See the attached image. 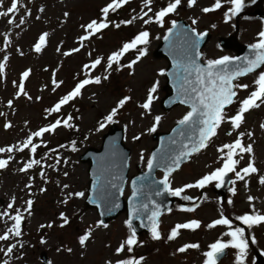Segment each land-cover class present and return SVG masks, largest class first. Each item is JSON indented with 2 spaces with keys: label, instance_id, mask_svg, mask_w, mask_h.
Listing matches in <instances>:
<instances>
[{
  "label": "rangeland",
  "instance_id": "374dc122",
  "mask_svg": "<svg viewBox=\"0 0 264 264\" xmlns=\"http://www.w3.org/2000/svg\"><path fill=\"white\" fill-rule=\"evenodd\" d=\"M212 1L196 0L193 7L188 5V0H181L177 10L166 16L161 26L155 22L154 13L163 4L174 0H152V13L148 11L145 0H129L123 12L111 17L117 20L116 23L107 22V28L90 35L89 39L83 42L81 37L89 34L85 26L94 20L98 23L105 21L99 12L113 0H19L18 11L0 17V64L4 65L3 71L0 72V113L3 114L0 115V148H19L32 133L56 121L53 119L55 116L49 117L47 110L74 89V84L79 82L77 78L87 65V57H99L104 62L100 69L95 71V75H110L108 80L102 78L99 84L86 85L79 97L56 112H69L74 126L62 128L60 125L54 132L37 137L39 142L48 143L44 149H37L33 155L26 151L30 150L31 146L23 151L0 153V159L9 160L8 165L0 169V213L7 211L9 216H13L15 214L10 210H19L26 215L24 223L21 222V236L14 241L12 237L0 241V264L5 261L7 264H41L38 257L40 252L47 255L50 264H110L117 259L114 257V248L118 243L117 237L124 234V215L122 213L117 216L106 229L97 226L98 216L95 210L88 209L83 204L84 197L76 195L87 189L88 182V165L79 160L80 155L84 154L88 147L99 148L102 136L115 122L118 127L123 128L124 143L131 150L130 175L136 173V164L140 165V170H144L150 150L156 143L151 140L153 132L149 129L155 125V132H167L187 112V108L180 106L167 111L160 109L159 101L165 94L162 91L165 76L160 73L167 64L164 60L155 59L152 53L170 20L179 17L189 21L195 16L200 19L199 28L208 29L210 22L221 19L225 11H211L208 15L201 11L202 7L206 8V4ZM11 2L12 0H2L0 11H6ZM144 12L148 15L143 19H133L143 16ZM149 18L153 22L145 24L144 20ZM9 19L14 23L10 24ZM21 19L24 21L22 24ZM129 20L133 22L122 23ZM116 24L120 26L116 27ZM241 25L243 33L250 36L247 24ZM233 29V22L227 26L219 25V29L204 43L206 50L202 56L203 60H214L213 57L218 55L216 47L211 46L217 39L216 35L222 33L225 37ZM142 31L149 32L150 42L145 50L146 54L137 60L139 55L133 51L122 56L120 65L108 68V56L119 51L123 42L131 41ZM44 33L48 34L45 45L40 52H36L35 45ZM227 37L226 40L235 41V44L230 43L232 46L228 48L233 50V53L238 46L245 45L233 34ZM248 39L247 37L245 40ZM225 45L219 43L221 48ZM77 48L80 49L78 52L73 51ZM133 61L136 63L132 68H128L127 65ZM25 71H29L30 75L23 80L24 93H20L19 85ZM248 82L249 78L238 82L248 87L237 89L234 104L226 109L227 116H234L240 103L249 96L252 88ZM154 85H157V91L153 93L155 99L150 112H146L140 105L146 101L149 90ZM125 97L130 99L120 108L119 101ZM114 108L118 109L117 115L113 117V122L109 123L106 117ZM156 116L161 117L159 124H155ZM101 124L105 125L102 129ZM262 124L264 104L245 113L244 122L239 129L233 130L230 122L225 121L217 129V135L211 139L208 146L192 156L187 164L170 177L173 189L195 184L203 176L222 167L224 154L218 149L224 144L234 143L240 138L245 147L249 144L252 146V153H240L235 157L238 160L237 171L247 167L249 163H252L257 171L246 176L244 180H238L235 173H232L233 181L237 182L234 184L232 181L227 196L221 201L212 191V187L217 183L215 181L202 189L186 188L180 196L181 202L160 218L159 231L160 234L163 233V238L149 241V236L146 235L144 245L141 242V245L135 247L134 255H139L140 264H204V253L210 250L211 244L218 240L230 239L224 235L229 231L226 225L208 227L222 215L232 221L233 227L245 228L249 250L244 264H258L254 258L257 251L264 254V224L249 229L236 220V217L257 213L264 215V184L260 183L261 178H264ZM70 140L76 142L73 147L75 150L67 147L66 144L72 142ZM63 143L64 146L61 147ZM58 145L62 148L57 156L59 159L53 152ZM33 159L39 160L40 164L27 171H20ZM127 194L128 190L125 191V196ZM184 196L191 199L185 200ZM29 200L33 202L30 210L27 204ZM229 200L231 203H228ZM9 204H12V208H8ZM191 207H195V211L181 210ZM61 214L69 220L67 225L60 229L57 225L64 221ZM9 216L0 219V235H4L14 224ZM192 220L199 221L200 227L194 230L181 229L175 239H168L177 224ZM48 223H51L52 227L46 226L43 232L49 241L41 245L37 241L38 226ZM85 235L89 238L81 245L79 240ZM253 237L255 243L252 242ZM36 242L40 247L36 246ZM188 244H197L199 247L188 248L184 252L178 251ZM12 245H15L12 252L7 253L8 247ZM237 254L238 250L226 249V255L219 264H237Z\"/></svg>",
  "mask_w": 264,
  "mask_h": 264
},
{
  "label": "snow or ice",
  "instance_id": "6c2138e0",
  "mask_svg": "<svg viewBox=\"0 0 264 264\" xmlns=\"http://www.w3.org/2000/svg\"><path fill=\"white\" fill-rule=\"evenodd\" d=\"M129 0H113L107 7L102 9L105 17V21L107 19L109 11H115L120 8L123 4L128 3ZM228 3L232 5L230 8L231 16L237 15L244 7V0H227ZM18 3L19 0H12L11 6L7 8L6 11H0V17L8 16L10 13H15L18 11ZM152 0H145L146 6H148V11H152L150 5ZM196 3V0H188L189 6H193ZM181 4V0H174V2L169 3L166 7L154 13L155 22L161 24L164 23V18L168 16L170 13H173L177 10L178 6ZM0 5H2V0H0ZM222 7L221 0H215V4L212 7L204 8L202 11L205 13L211 12ZM148 13L144 12L143 16L133 17V19L139 18L143 19L144 16H147ZM227 16V14H226ZM227 18H231L227 16ZM97 22L92 21L88 25L85 26L86 31L89 33L81 37V42L89 39V36L100 32L102 29L107 28L109 25L107 22ZM10 24L14 23L12 19L8 21ZM133 21H123L122 23L131 24ZM153 22L151 18L144 20V23ZM20 23H24L23 19L20 20ZM193 23H196L194 20ZM119 24H116V27H119ZM177 24L175 21L172 22V28H176ZM194 40H192L189 45V49H196L198 47V42L207 35V33H197L195 29H192ZM47 33H44L39 37V42L35 45V51L40 52L45 45ZM172 35V29H169L168 35L164 37L165 40H168ZM149 43V32L142 31L140 32L131 42L125 43L123 47L113 53L108 57V68H112L113 64H119L120 59L124 56L125 53L137 49L139 45H147ZM250 48L253 50V58L243 57L234 58L229 56H223L220 59L208 60L207 67H201L200 64L197 63V59L200 57L199 51H195V56L189 54V49H185V63L177 64L178 69H182L181 72L177 74L178 80V93L183 97L180 99V103L188 104L190 106V111H188L183 118L178 122L181 126H187L191 129L196 135H188L187 139L191 142V148L189 151L182 152L180 155L172 158L173 167H168L165 175L162 180L158 181L160 185L163 186L162 191H156L155 195L160 196L163 192L170 193L172 196H181V194L185 191L186 188H204L206 185L211 184L213 181L217 182L216 187H222L225 181V177L229 175V173H235V176L238 180H244L246 176L251 173H255L257 169L254 167L252 163H249L247 167H244L242 170L237 171L238 160L235 159L237 155L240 153H252V146L249 144L246 147L242 144L240 138H237L234 143L224 144L221 148L218 149L219 152L223 153V164L222 167L217 168L212 171L210 174L203 176L200 180H198L195 184H188L184 187L173 189L170 185L169 177L173 171H175L179 165L180 160L189 156L194 152H199L201 149L206 148L213 137L217 135V129L221 126L225 121L230 122L233 130L239 129L244 122L245 113L253 108H258L261 104H264V71H261L258 75V78L254 81L257 88L252 91L250 95L245 98L241 103L238 112L234 116H227L226 108L234 103V97L237 96V91L234 89L247 88L248 85L235 84L234 81L237 80L238 77L245 76L249 73L256 71L261 65H264V31L259 33V40L257 43L250 45ZM80 49H74L73 51H79ZM68 53H66L67 55ZM146 51L141 49L139 51L140 57L144 56ZM239 61V62H238ZM136 61L129 63L127 65L128 68H132L133 64ZM101 64V59L97 58L92 62V64L86 65L85 67H91L95 69L98 65ZM4 65L0 64V72L3 71ZM164 75L163 70L160 73ZM30 75L29 71H25L22 74V81L19 85V92L24 93V85L23 80L27 79ZM107 79V77H104ZM101 82L100 77H95L94 79H84L80 81L75 88L69 92L66 96L62 97L60 101L51 109L47 110L49 113L59 112L61 107L65 104H68L70 101L79 97L82 93V89L85 88L88 84H99ZM15 83V82H14ZM157 91V85H154L150 90L146 101L140 105L146 112H150L153 101L155 97L153 93ZM31 99V97H29ZM130 97H125L124 99L119 101V107L122 108ZM11 105V102H9ZM117 108H114L112 112L106 117V120L111 123L113 122V117L117 115ZM0 115H3L0 113ZM72 117L69 116L67 120L63 121L64 126L72 127L68 123V120H71ZM161 120L160 116L155 117V124H159ZM61 125V120H56L55 123L51 124L48 127L41 128L40 130L32 133L24 142L23 145L19 148L14 149L13 147L8 148H0V153L3 152H13L14 150L23 151L24 149L29 148L31 146V152L34 154L37 151V148L40 145L33 143L34 137H43L45 133L54 132ZM11 125H6V127H10ZM105 125L101 124L100 128H104ZM264 128V124L261 125ZM151 132L156 131L155 125L149 129ZM231 135V133H228ZM181 135H185L184 132ZM243 135V134H241ZM251 135V133H249ZM134 139H139V137H134ZM175 143V141H173ZM183 147L185 149H189L188 144H184ZM73 150H75L73 148ZM225 150H227L225 152ZM239 150V152L237 151ZM11 159V157H9ZM156 160L155 154L152 159L148 160V169L149 172L153 170L157 165L154 163ZM59 163V161H57ZM9 163V160L0 159V169L5 168ZM40 164L39 160L33 159L31 162L26 163L20 171H27L31 169L34 165ZM243 173V174H241ZM67 175V173H65ZM260 183L264 184V178H261ZM67 187V185H65ZM115 187V185H113ZM234 191V189H233ZM142 192L141 188L137 187L136 181H133V193L132 200L135 201L137 196ZM122 194V189H121ZM77 196H83L84 193H76ZM185 200L191 199V197L184 196ZM252 199L251 197L249 198ZM153 204V210L147 215L148 221H150V232L151 238L153 240L161 239V234L159 231V217L161 215L160 206L155 203V201L151 202ZM228 203H231L229 200ZM28 209L30 210L33 202L29 200L27 202ZM199 205H196L198 207ZM112 207L118 208L119 204H114ZM8 208H12V204L8 205ZM112 208H109L110 212ZM149 210V205L147 203L143 204H135L133 203L132 218L128 219L125 223L127 227L131 230V235L121 243V246L117 249V252H122L127 248L129 252L132 251L134 245L137 244V235L136 230L133 227V218L139 219L142 213H147ZM183 211H195V207L191 208H183ZM171 211V209H169ZM30 214V212H29ZM9 216L7 211L0 213V219L3 217ZM64 223L67 224L68 220L66 217H63ZM11 220L14 221V224L7 229L4 235H0V241L8 240L9 234L15 237H19L21 233V222L23 220V216L17 211L16 215L9 216ZM236 220L240 221L243 225L247 226L249 229L253 226L264 224V215L262 214H245L242 216L236 217ZM217 225H226L229 228V231L224 233V235L230 237L228 241L218 240L217 242L210 245V250L205 252L204 255L206 257L204 264H218L220 257L225 253L226 249H235L238 250V254L236 256L237 264H244L245 257L249 250L248 240L245 238V228L243 227H233L232 221L223 215L221 218L215 220L212 224L208 225V227H215ZM63 227V225H61ZM107 227V224H104L103 221H100L97 225ZM48 227H52V225H48ZM200 227V222L196 220H192L188 223L177 224L171 231V234L168 236L169 240L175 239L179 234L181 229H196ZM89 236L85 235L80 238V244L84 245L85 241L88 240ZM252 242L255 243V238H252ZM15 245L8 247L7 253H11ZM199 245L197 244H188L178 249L180 252L186 251L188 248H197ZM70 251V249H69ZM6 253V254H7ZM7 264V261L4 262ZM118 264H140L139 260L136 259H127L119 261Z\"/></svg>",
  "mask_w": 264,
  "mask_h": 264
},
{
  "label": "water",
  "instance_id": "95a60500",
  "mask_svg": "<svg viewBox=\"0 0 264 264\" xmlns=\"http://www.w3.org/2000/svg\"><path fill=\"white\" fill-rule=\"evenodd\" d=\"M176 24V28H170L172 29V35L169 39L165 40L163 38L153 52V57L155 59L164 58L169 63L165 74L167 76L169 84L168 87L171 92L167 93L161 100L160 106L163 110H170L175 106L184 105L188 107L190 111L191 109L188 104L180 103V99L183 97L177 91V74L181 72L182 69H178L177 64L180 59L182 62H186L184 50L189 49V45L195 37H193L188 28L183 25V22L178 21ZM182 27L184 28L183 34L187 37V42L182 48L178 49L176 47L178 40L177 31L179 30V32H181ZM168 32L166 35H168ZM202 40L204 42L198 43V47L196 49H190L193 51V53H191L193 57L195 56V51H199L200 53V48L204 45L206 39ZM246 56L253 58V50L250 47L243 46L242 49L238 50V54L234 58L242 59ZM197 63L200 64L201 67H207V63H202L200 57L197 59ZM261 67L257 70L261 69ZM241 77H238L237 79ZM182 132H184L185 135H181ZM188 135L196 134L187 126L179 125L178 122L173 125L169 132L154 133L152 135V140L155 141L156 144L151 149L150 159H152L155 154L156 160L154 163L157 166L154 167L151 172H149L148 166L146 171H138L137 175L131 178V194L127 197V199H123L121 189L123 191V188L126 185L131 150L123 143V128H120L117 124L112 123L109 126L107 133L102 137L101 147L99 149L92 147L88 148L84 154L81 155V161L88 165V196L85 200V206L88 209H94L100 221H103L104 224H108L122 213L125 216L126 221L132 218L131 213L133 203L137 205L147 203L149 205L148 212L142 213L139 219L133 218V227L135 228L136 233L150 232V221H148L147 215H149L153 210V204L151 202L155 201V203L160 206L161 215L169 212V209H171L174 204L175 197L170 193L163 192L162 195L156 196L155 192L162 191L163 186L160 185L158 181L163 179L168 167H173L170 157L174 158L182 152L190 150L191 142L187 139ZM173 141H175V143H173ZM184 144H188L189 149H185L183 147ZM191 155L183 157L180 160V165L177 169L186 163ZM136 167L138 169L139 165ZM157 172H163V177L161 179L155 178V174ZM230 180L231 177L228 175L225 177L222 187L217 188L215 186L213 188L214 193L217 194L220 201L226 196ZM133 181H136L137 187L142 189V192L137 196L135 201L132 200ZM113 185H115V187H113ZM114 204H119V207H112ZM109 208H112L110 212L108 211ZM225 255L226 250L220 259L225 257ZM255 259L258 264H264V257L261 253L256 252Z\"/></svg>",
  "mask_w": 264,
  "mask_h": 264
},
{
  "label": "flooded vegetation",
  "instance_id": "af4514ba",
  "mask_svg": "<svg viewBox=\"0 0 264 264\" xmlns=\"http://www.w3.org/2000/svg\"><path fill=\"white\" fill-rule=\"evenodd\" d=\"M201 1H205V0H201ZM221 3H222V7L220 9H217L214 11H220L221 10V11H225V13L221 16V19L219 18V20H217V21L210 22L208 29L199 28L200 27V19L198 17L193 16L192 18H190L189 21H187V23L191 26V28L195 29V31L197 33H207L209 36L212 35L213 33H215L219 29V25L220 26L221 25L227 26V25H230L231 22H233V27H234L233 31H230L229 33H227L225 35V37L222 36V33L220 35H216L217 39H215L212 42L211 46L213 48L216 47L217 52H218V55H215L213 57V59H220L223 56L233 57L236 55V51H234L235 53H233L232 52L233 50L228 49L230 46H232L231 44H233V43L235 44V41L234 40H229V41L227 40L226 45L223 48H221L219 46V43H220L219 38H221V37L228 38L227 36H230L231 34H233L234 37L237 36V39H239L240 43L245 44V45H252V44H255L258 42L259 33L261 31H264V0H244L243 9L235 16H231L229 10L232 7V5L230 3H228L227 0H221ZM214 4H215V0H213L209 4H206V8L212 7ZM195 5H196V3L193 5V7ZM202 9H204V7H202ZM202 9H201V11H202ZM202 12L205 13L204 11H202ZM208 14H209V12L205 13V15H208ZM226 14H227V16H230L231 18H227ZM252 14H255V16H253ZM194 20L196 21V23H193ZM241 24H247L248 30L251 32L250 36H247L246 34L243 33V31H242L243 27ZM231 37H233V36H231ZM247 37L249 39L245 40V39H247ZM204 50H206L205 47H203L201 50L202 56L204 55ZM261 71H264V66H263V69ZM261 71H259L258 73H255L253 75H249V76L245 77V79L249 78L248 84H249L250 88H257L254 81L258 78V75ZM163 88H164V86L162 87V89ZM84 197H85V195H84ZM122 220H123V224H124V226L122 227L124 234H122L121 237H117L118 243L115 245V248H114V253H115L114 257L117 258V259H115L116 264H118V262L122 261V260L135 258V255H134L135 247L137 245H141L139 243L143 242L144 237L146 236V235L137 236L138 243L133 246L131 252H129L127 250V248H125L124 251L118 253L117 249L121 246V243L123 241H125L128 238V236L131 235V230L127 227V225L125 223L126 222L125 217H123ZM50 224L51 223L42 224V225L38 226L37 241L41 245H44L49 241V238L43 232V230H44V228H46V226H48ZM148 236H149V241H150V239H152L151 233L148 234L147 237ZM9 237H12L13 241L18 238V237H13L12 235H10ZM161 237L163 238V233L161 234ZM153 241H156V240H153ZM38 243L36 242V246L40 247L38 245ZM142 244L144 245V242ZM42 256H44V259L41 260ZM38 257H39V261L41 262V264H44L45 261H48V264H50L49 258L47 257V255L40 252Z\"/></svg>",
  "mask_w": 264,
  "mask_h": 264
},
{
  "label": "trees",
  "instance_id": "16d2710c",
  "mask_svg": "<svg viewBox=\"0 0 264 264\" xmlns=\"http://www.w3.org/2000/svg\"><path fill=\"white\" fill-rule=\"evenodd\" d=\"M123 11H124V6H121L120 8L116 9L115 11H111V10H110L109 13H108V16H107L106 22L116 23L117 20H116V19H111V17H112L114 14L117 15V14L123 12ZM99 13H100V15H101L102 20H105V17H104V13H103V11H100ZM110 20H111V21H110ZM124 24H125V23H124ZM136 36H137V34H136ZM136 36H135V37H136ZM130 37L132 38V36H130ZM133 39H134V38H132V40H133ZM127 42H130V41H127ZM144 47H145V45H141V48H140V49H139V48L135 49V50H134L135 54H139V51H140L141 49H144ZM132 52H133V50H131V51L125 53V54L128 55V54H130V53H132ZM108 57H109V56H108ZM97 58H99V57H95V58L87 57V59H86V63H87V65L90 66V65L92 64V62H93L94 60H96ZM121 60H122V57H121V59H120V62H121ZM103 63H104V62L101 61V64L98 65L95 69L89 67L90 71L83 72V73H82L77 79L81 80V79H83L84 77H87V78L91 77L92 79H94V78H93V73H95V71H98ZM107 64H108V61H107ZM114 65H120V63H119V64H115V63H114L113 66H114ZM91 78H90V79H91ZM54 82H55V81H53L52 84H54ZM69 116H71V115H70V113L67 112V111H66L64 114H62V118H63V119H64V118H67V119H68ZM67 119H66V120H67ZM65 130H68V129H65ZM34 141H35V139L33 138V142H34ZM46 146H47V145H40V148H41V149H44ZM63 146H64V143L61 145V147H63ZM55 147H56V150H57L58 148H61L59 145H58V146H55ZM54 149H55V148H54ZM60 150H61V149H60ZM28 153L30 154L31 152L28 151ZM30 155H33V153H31Z\"/></svg>",
  "mask_w": 264,
  "mask_h": 264
},
{
  "label": "bare ground",
  "instance_id": "6f19581e",
  "mask_svg": "<svg viewBox=\"0 0 264 264\" xmlns=\"http://www.w3.org/2000/svg\"><path fill=\"white\" fill-rule=\"evenodd\" d=\"M233 42V41H232ZM234 44V43H233ZM159 60H163L162 58L161 59H159Z\"/></svg>",
  "mask_w": 264,
  "mask_h": 264
}]
</instances>
